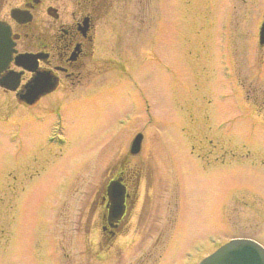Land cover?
Wrapping results in <instances>:
<instances>
[{
    "label": "rangeland",
    "instance_id": "rangeland-1",
    "mask_svg": "<svg viewBox=\"0 0 264 264\" xmlns=\"http://www.w3.org/2000/svg\"><path fill=\"white\" fill-rule=\"evenodd\" d=\"M263 12L264 0H117L119 47L105 38L91 93L24 109L0 92V264H196L235 237L264 244V121L246 99L264 94ZM126 164L139 176L131 229L104 242L83 225Z\"/></svg>",
    "mask_w": 264,
    "mask_h": 264
},
{
    "label": "flooded vegetation",
    "instance_id": "flooded-vegetation-1",
    "mask_svg": "<svg viewBox=\"0 0 264 264\" xmlns=\"http://www.w3.org/2000/svg\"><path fill=\"white\" fill-rule=\"evenodd\" d=\"M116 1L0 0V22L9 27V39L13 49L5 68L0 70V78L19 77L16 91L0 85V92H12L16 104L24 109L35 108L49 98L54 100L57 98L55 94L67 90L66 88H72L70 92L78 89V95L72 98L74 100L71 103L80 99L85 93H91L92 91H85L83 87L89 84L96 85L91 82L98 76L101 45L105 43V38H109L108 41L113 46L110 49L112 53L116 46L119 47V44L114 42L116 40ZM241 1L246 2V0ZM225 10L227 17L224 27L227 28L231 13L226 7ZM262 20L258 23L255 41L259 48L264 49V43L259 42ZM241 37H243L242 34ZM103 58V62L108 63V59ZM35 77H49L55 87L40 95L32 104H27L17 98V91ZM251 94L250 90L246 91V99H252V102L248 104L249 108L258 117H263L261 120L264 121V94L258 97ZM50 101L47 103H51ZM121 167L125 170L117 168L112 173V178L119 177L125 186L124 212L117 218L109 217V204L104 190L93 203L92 210L93 213L95 210L96 217L87 218L83 225L88 234L99 233L101 240L108 243L126 235L133 221L132 209L137 195L139 176L138 173L135 175L136 172L131 164ZM257 198L264 202L262 195Z\"/></svg>",
    "mask_w": 264,
    "mask_h": 264
},
{
    "label": "water",
    "instance_id": "water-1",
    "mask_svg": "<svg viewBox=\"0 0 264 264\" xmlns=\"http://www.w3.org/2000/svg\"><path fill=\"white\" fill-rule=\"evenodd\" d=\"M9 31V27L0 22V70L5 68L11 50H13L11 47L12 42L9 39ZM260 43H264V20L260 27ZM18 80L19 77H2L0 78V85L15 90L18 86ZM52 88V81L49 77H35L24 84L17 96L20 100L31 104L41 94ZM142 138L141 132L133 137L129 145L131 154L140 152ZM123 193L124 187L119 179H113L108 183L107 194L110 202V217H118L123 211ZM197 264H264V248L250 238H233L202 258Z\"/></svg>",
    "mask_w": 264,
    "mask_h": 264
}]
</instances>
